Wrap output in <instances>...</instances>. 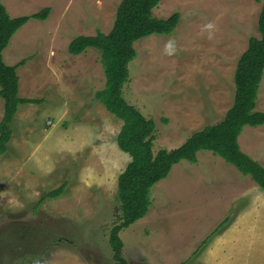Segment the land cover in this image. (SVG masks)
<instances>
[{
  "label": "rangeland",
  "instance_id": "374dc122",
  "mask_svg": "<svg viewBox=\"0 0 264 264\" xmlns=\"http://www.w3.org/2000/svg\"><path fill=\"white\" fill-rule=\"evenodd\" d=\"M122 0H4L30 20L3 51L17 71L19 107L0 156V264H116L109 245L121 222L118 178L131 158L122 122L95 99L105 87L100 53L68 51L79 36L111 32ZM3 2V1H2ZM264 0H161L159 19L180 14L170 35L135 43L125 100L156 124L153 153L175 150L220 123L235 98L237 63L260 37ZM216 25L212 40L201 28ZM170 37L178 54H164ZM256 110L264 112V76ZM4 101L0 98V122ZM242 152L264 166V125L244 127ZM182 161L151 191L148 215L120 233L129 264H264V190L210 151ZM66 184L57 198L47 193ZM44 201L39 203L41 199ZM226 224L221 226L225 220Z\"/></svg>",
  "mask_w": 264,
  "mask_h": 264
},
{
  "label": "trees",
  "instance_id": "16d2710c",
  "mask_svg": "<svg viewBox=\"0 0 264 264\" xmlns=\"http://www.w3.org/2000/svg\"><path fill=\"white\" fill-rule=\"evenodd\" d=\"M161 0H122L110 33L79 36L69 45L71 55L79 56L89 49L100 53L105 87L95 93V99L116 119L122 122L117 143L131 162L118 178V199L121 203V222L109 235V245L116 264H129L123 257L120 233L145 218L151 208L152 188L167 178L172 168L182 161L194 164L201 151H210L231 164L244 177L264 190V166L241 151L238 138L244 127L264 125V112L256 110L260 84L264 76V4L258 20L260 37H251L248 48L240 57L234 76L235 98L224 119L194 133L178 149L161 150L154 155L153 141L156 124L145 118L123 96L129 82V66L136 58L135 43L152 35L170 36L180 22V14L167 19L154 17L153 11ZM50 8L36 14L11 18L0 0V98L4 114L0 122V156L8 152L13 137L11 123L22 105L37 104V100L19 96L18 68L25 63L7 65L3 51L11 38L30 20H47ZM66 184L47 193L45 198H57ZM41 199L39 203L45 200ZM228 219L221 225H225Z\"/></svg>",
  "mask_w": 264,
  "mask_h": 264
},
{
  "label": "clouds",
  "instance_id": "9594fccd",
  "mask_svg": "<svg viewBox=\"0 0 264 264\" xmlns=\"http://www.w3.org/2000/svg\"><path fill=\"white\" fill-rule=\"evenodd\" d=\"M217 31L216 25L213 22H208L201 28L202 34H207V39L212 40L215 37V33ZM179 48L177 41L174 37H170L168 41L164 45V54L173 57L178 54Z\"/></svg>",
  "mask_w": 264,
  "mask_h": 264
},
{
  "label": "crops",
  "instance_id": "0c3cea01",
  "mask_svg": "<svg viewBox=\"0 0 264 264\" xmlns=\"http://www.w3.org/2000/svg\"><path fill=\"white\" fill-rule=\"evenodd\" d=\"M2 1H3V3H5L4 0H2ZM5 4L7 5V3H5ZM5 4H4V5H5ZM19 69H20V68H18V70H19ZM18 70H17V71H18ZM17 74H18V73H17ZM18 76H19V75H18ZM19 82H20V77H19Z\"/></svg>",
  "mask_w": 264,
  "mask_h": 264
}]
</instances>
